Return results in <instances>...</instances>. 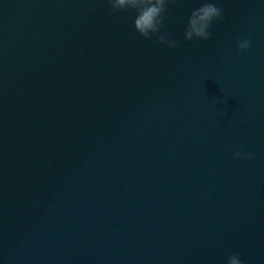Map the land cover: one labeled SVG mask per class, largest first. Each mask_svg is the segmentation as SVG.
I'll return each instance as SVG.
<instances>
[{"label":"water","instance_id":"obj_1","mask_svg":"<svg viewBox=\"0 0 264 264\" xmlns=\"http://www.w3.org/2000/svg\"><path fill=\"white\" fill-rule=\"evenodd\" d=\"M196 3L168 48L106 0H0V264H264V3L185 41Z\"/></svg>","mask_w":264,"mask_h":264},{"label":"clouds","instance_id":"obj_2","mask_svg":"<svg viewBox=\"0 0 264 264\" xmlns=\"http://www.w3.org/2000/svg\"><path fill=\"white\" fill-rule=\"evenodd\" d=\"M111 10L132 9L133 30L143 38L155 36L156 40L168 48L176 47V40L170 38L167 33L160 31L162 14L169 0H106ZM264 3V0H261ZM221 17V9L218 0H197L188 13L184 27L183 39L206 40L210 36L209 26L213 20ZM249 46L247 38L236 42V50L246 49ZM252 153L235 150L232 152L233 159L252 158ZM225 264H244L239 252H232L226 257Z\"/></svg>","mask_w":264,"mask_h":264}]
</instances>
